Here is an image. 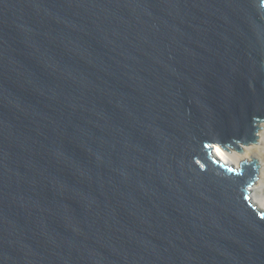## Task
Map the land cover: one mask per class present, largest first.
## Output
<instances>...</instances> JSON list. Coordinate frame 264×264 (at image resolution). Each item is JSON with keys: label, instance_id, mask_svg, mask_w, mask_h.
I'll return each mask as SVG.
<instances>
[{"label": "water", "instance_id": "1", "mask_svg": "<svg viewBox=\"0 0 264 264\" xmlns=\"http://www.w3.org/2000/svg\"><path fill=\"white\" fill-rule=\"evenodd\" d=\"M264 0H0V264H264Z\"/></svg>", "mask_w": 264, "mask_h": 264}, {"label": "bare ground", "instance_id": "2", "mask_svg": "<svg viewBox=\"0 0 264 264\" xmlns=\"http://www.w3.org/2000/svg\"><path fill=\"white\" fill-rule=\"evenodd\" d=\"M258 130V143L243 147V153L238 154L234 151H226L219 146L213 147V153L225 163H231L236 166L242 160L260 158L262 166L260 168L259 177L251 187L252 203L261 209H264V123H261Z\"/></svg>", "mask_w": 264, "mask_h": 264}, {"label": "rangeland", "instance_id": "3", "mask_svg": "<svg viewBox=\"0 0 264 264\" xmlns=\"http://www.w3.org/2000/svg\"><path fill=\"white\" fill-rule=\"evenodd\" d=\"M258 143V142H257Z\"/></svg>", "mask_w": 264, "mask_h": 264}]
</instances>
